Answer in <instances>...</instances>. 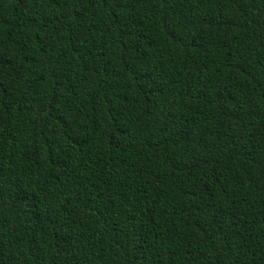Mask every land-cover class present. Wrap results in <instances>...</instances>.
Masks as SVG:
<instances>
[{
  "label": "trees",
  "instance_id": "1",
  "mask_svg": "<svg viewBox=\"0 0 264 264\" xmlns=\"http://www.w3.org/2000/svg\"><path fill=\"white\" fill-rule=\"evenodd\" d=\"M0 264H264V0H0Z\"/></svg>",
  "mask_w": 264,
  "mask_h": 264
}]
</instances>
